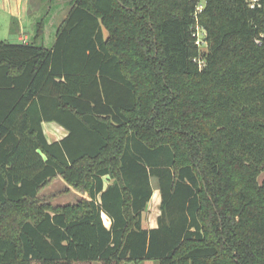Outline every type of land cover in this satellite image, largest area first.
<instances>
[{
    "label": "trees",
    "instance_id": "obj_1",
    "mask_svg": "<svg viewBox=\"0 0 264 264\" xmlns=\"http://www.w3.org/2000/svg\"><path fill=\"white\" fill-rule=\"evenodd\" d=\"M68 1L0 41V264H264V0H205L204 52L197 0ZM58 176L88 199L40 203Z\"/></svg>",
    "mask_w": 264,
    "mask_h": 264
},
{
    "label": "rangeland",
    "instance_id": "obj_2",
    "mask_svg": "<svg viewBox=\"0 0 264 264\" xmlns=\"http://www.w3.org/2000/svg\"><path fill=\"white\" fill-rule=\"evenodd\" d=\"M71 7V2L68 0H30V10L33 14V33L35 32V26L38 24L40 20L43 22V28L46 25L44 39L41 36L44 34L42 29V33L39 37L30 39V43L34 42L36 44L50 47L54 43L55 32L62 22V20L66 17L68 10ZM1 12H0V21H1ZM54 23V27L50 28ZM0 28V41L2 39H7L9 43H15L16 38L13 35L2 36V31ZM5 37V38H4ZM14 37V38H13ZM44 44V45H43ZM201 52L206 50V46L203 45L200 48ZM53 126V127H52ZM45 134L49 140L58 138L60 133L59 129L56 125L45 124L43 125ZM62 177V176H61ZM152 187L155 189L154 195L151 197L150 201L147 204L148 210L145 211L144 214V224H149V222L154 221L155 217L159 214L160 209V192L157 188V180L156 178L151 179ZM48 185L41 188L39 192V202L46 203L50 202L51 205L61 204V203H73L76 202L80 198L88 199V194L85 191L77 190L73 188L71 185L67 183H61L60 181H55L53 185L48 188ZM56 198V201H52ZM48 201V202H47ZM33 264H40L34 262ZM76 264H102L100 262H81ZM130 264H135L131 262ZM138 264H156L155 260H144Z\"/></svg>",
    "mask_w": 264,
    "mask_h": 264
},
{
    "label": "crops",
    "instance_id": "obj_3",
    "mask_svg": "<svg viewBox=\"0 0 264 264\" xmlns=\"http://www.w3.org/2000/svg\"><path fill=\"white\" fill-rule=\"evenodd\" d=\"M0 12L2 15L1 21H0V28L1 30L4 28V30L2 31V36L13 35L16 38L15 43H30L31 41L30 39H33L35 36V32L33 33L32 31L33 24L35 25V22L33 21V14H32V11L30 10V0H0ZM54 26H55L54 23H52V26L50 28ZM35 29H36V26H35ZM45 30H46V25L43 28L44 34L41 36V38L43 37V39L45 35ZM2 40L7 41V39H2ZM52 46L47 47V48H51ZM45 124L56 125L59 129L58 130L60 133L59 137L52 139L50 141L59 140L67 134V131L62 126H60L54 121L44 122L43 125ZM55 181H60L61 183H64V184L66 183L61 176H58V177L53 178L47 187L50 188ZM154 191L155 189L153 188L152 196L154 195ZM52 201H56V198L53 199ZM64 204H67V203H61V204H56V205H64ZM146 210H148L147 207L142 213V226L144 228L155 227L157 225L158 215L155 217L154 221L149 222V224L147 225L144 224V214ZM103 215H106V214L102 212L101 217ZM107 218L109 219L108 216ZM102 220H103V217H102ZM103 223L105 224V226L109 227L110 219L108 220L107 223L104 221ZM130 263L131 262H128L126 264H130ZM135 264H138V263H135Z\"/></svg>",
    "mask_w": 264,
    "mask_h": 264
},
{
    "label": "built area",
    "instance_id": "obj_4",
    "mask_svg": "<svg viewBox=\"0 0 264 264\" xmlns=\"http://www.w3.org/2000/svg\"><path fill=\"white\" fill-rule=\"evenodd\" d=\"M248 6L250 8H254L256 6H260V0H246ZM205 4V0H197V3L195 5L194 9V22L191 25L192 29V36L194 37V42L197 45L198 49L200 50L201 46H206V40H205V31L201 27L199 20H198V14L201 13L203 7ZM201 51V50H200ZM199 66H202V61H199Z\"/></svg>",
    "mask_w": 264,
    "mask_h": 264
}]
</instances>
